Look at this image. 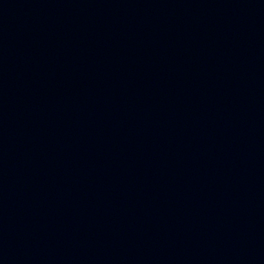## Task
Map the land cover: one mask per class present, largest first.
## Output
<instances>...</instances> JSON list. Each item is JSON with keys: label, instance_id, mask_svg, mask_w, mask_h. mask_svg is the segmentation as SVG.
Instances as JSON below:
<instances>
[{"label": "water", "instance_id": "obj_1", "mask_svg": "<svg viewBox=\"0 0 264 264\" xmlns=\"http://www.w3.org/2000/svg\"><path fill=\"white\" fill-rule=\"evenodd\" d=\"M0 264H264V0H0Z\"/></svg>", "mask_w": 264, "mask_h": 264}]
</instances>
